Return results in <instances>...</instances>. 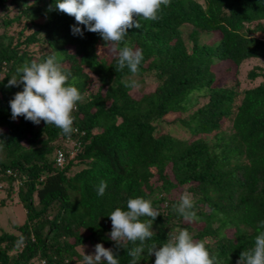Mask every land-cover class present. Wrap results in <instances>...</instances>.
Here are the masks:
<instances>
[{
	"label": "trees",
	"instance_id": "obj_1",
	"mask_svg": "<svg viewBox=\"0 0 264 264\" xmlns=\"http://www.w3.org/2000/svg\"><path fill=\"white\" fill-rule=\"evenodd\" d=\"M55 2L0 0V190L6 194L0 207L10 196L25 210L13 230L0 227V264H73L87 242L112 248L119 264H130L128 251L140 242L116 249L107 215L126 210L137 196L160 212L137 264H154L148 247L179 229L203 241L220 264H236L264 230V65L247 74L260 82L243 91L236 86L244 60L264 64V0H171L159 19H140V29L128 30L124 43L143 51L135 75L116 68V53L98 34L79 25L83 37L73 35L74 17ZM49 55L60 59L83 96L70 137L43 121L11 118L9 100L22 85L9 87L8 79ZM144 73L157 84L134 97L132 76ZM92 78L99 86L91 93ZM191 108L177 118L188 139L160 132L162 123L171 125L165 115ZM65 140L74 142L72 156ZM58 148L66 156L62 166L55 162ZM185 190L198 221L172 208Z\"/></svg>",
	"mask_w": 264,
	"mask_h": 264
},
{
	"label": "clouds",
	"instance_id": "obj_2",
	"mask_svg": "<svg viewBox=\"0 0 264 264\" xmlns=\"http://www.w3.org/2000/svg\"><path fill=\"white\" fill-rule=\"evenodd\" d=\"M170 3L171 0H56L55 8L74 17L76 24L71 26L73 35L83 37L84 31L79 25H83L84 30L98 34L116 53V68H127L135 75L139 72L143 51L124 43L128 30L140 29V19H159L162 6L166 8ZM16 73L8 79L7 84L9 87L22 85V90L9 100L13 120L23 116L37 125L43 121L45 125H53L69 137L78 131L73 126V112L83 96L74 84L69 83L71 73L62 68L56 55L25 63L17 68ZM130 85H136V81H131ZM58 151L63 153V161L65 154L60 148L56 150L55 162L57 166H62L63 161L59 164L56 160ZM106 188V181H100L97 195L102 197ZM194 205L192 194L185 190L172 208L185 221L194 222L199 220ZM158 215L160 212L153 207L152 202L140 196L129 198L126 210L116 207L107 215L111 221L109 239L115 242L116 249L123 248L128 242H140L139 246L128 251L132 258L130 264H137L142 258L144 243L153 237L152 224ZM143 217L149 219L145 221L141 219ZM259 229H264V221L260 222ZM147 254H154V264H220L205 243L195 240L187 229H179L160 246L152 244ZM81 256L82 264H119L118 253L101 243L95 244L94 252L89 254H85L81 246ZM236 264H264V230L255 236L254 247L240 252Z\"/></svg>",
	"mask_w": 264,
	"mask_h": 264
},
{
	"label": "rangeland",
	"instance_id": "obj_3",
	"mask_svg": "<svg viewBox=\"0 0 264 264\" xmlns=\"http://www.w3.org/2000/svg\"><path fill=\"white\" fill-rule=\"evenodd\" d=\"M201 1V0H199ZM189 26L186 27L183 30V35L187 33ZM264 64L262 63L261 59L258 58H249L247 60H244L241 64H240V69L237 72V90L238 91H243L246 88H250L253 87L255 84H257L258 82H260L261 78H256L254 80H251L248 77V72L254 68L255 66H263ZM219 67V66H217ZM232 73V72H231ZM230 74V73H227ZM144 79V82L142 84H137L135 86H132L131 89L129 90L130 94L133 95L134 97H138L141 93L140 89L144 88V90L146 91H150L152 90L155 85L157 84V81L154 77L153 74H147L144 73L141 76H132V79L138 80L140 78ZM233 83V80L230 81L229 84ZM99 86V82L97 80H95L94 78H92L89 81V85L87 88V92H95L98 89ZM86 92V93H87ZM237 101H239V99H237ZM203 102H205V99H200L199 105H201ZM193 108V107H192ZM189 109L187 112L182 113V114H178V113H169L167 115H165V118H167V120H171V125L170 127H168L166 124L162 123L160 125V132L163 133H167L171 136L174 137H179L182 138L184 140L188 139L190 137V132L184 130V127L182 126L181 122L177 119L178 117H183L186 113H188L190 110ZM228 121H226L225 123L227 124ZM227 126V125H225ZM73 144L74 142L72 140L69 141H64L62 142V146L63 148L66 150L65 152L68 154L69 156H72L74 154V148H73ZM62 151L64 152V150L62 149ZM66 160V156L65 159L63 161V163ZM62 163V164H63ZM0 196H6L5 192L0 190ZM7 201V205H5L4 207H0V227L5 229V230H13L12 228V224H17L19 222H21L24 219V215H25V210L24 208L20 205V204H15L17 202L16 197H10L8 196V198L6 199ZM83 246L84 252L85 254H89L94 252V246L90 243H86L81 245ZM81 246L78 247V250L81 252ZM34 264V263H33ZM73 264H82V260L80 261H75Z\"/></svg>",
	"mask_w": 264,
	"mask_h": 264
},
{
	"label": "built area",
	"instance_id": "obj_4",
	"mask_svg": "<svg viewBox=\"0 0 264 264\" xmlns=\"http://www.w3.org/2000/svg\"><path fill=\"white\" fill-rule=\"evenodd\" d=\"M56 160L59 164L63 161V153L61 151H58Z\"/></svg>",
	"mask_w": 264,
	"mask_h": 264
}]
</instances>
